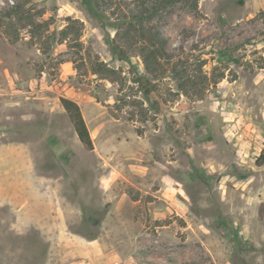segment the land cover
Returning a JSON list of instances; mask_svg holds the SVG:
<instances>
[{
    "label": "rangeland",
    "instance_id": "1",
    "mask_svg": "<svg viewBox=\"0 0 264 264\" xmlns=\"http://www.w3.org/2000/svg\"><path fill=\"white\" fill-rule=\"evenodd\" d=\"M116 17L0 0V264H264V0Z\"/></svg>",
    "mask_w": 264,
    "mask_h": 264
},
{
    "label": "trees",
    "instance_id": "2",
    "mask_svg": "<svg viewBox=\"0 0 264 264\" xmlns=\"http://www.w3.org/2000/svg\"><path fill=\"white\" fill-rule=\"evenodd\" d=\"M82 2L90 11H111L115 13L117 15L116 19L119 22L116 26L119 33L121 30L127 34L132 31L137 33L140 30L142 34L151 32V44L141 47V53L145 56L149 67L148 60L150 58L165 52V41L159 32L155 31L153 33L152 30L147 29L146 25L158 14L170 12L179 3L187 4L193 9H197L199 0H82ZM25 3H17L12 7V10L17 12L25 10L23 9ZM115 41L114 52L118 53L122 58L126 57V51ZM61 103L70 115L81 142L87 148L92 149L94 147L93 139L79 104L67 97H62ZM257 162L258 164L264 162V147L262 153L257 158Z\"/></svg>",
    "mask_w": 264,
    "mask_h": 264
}]
</instances>
